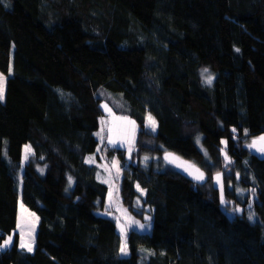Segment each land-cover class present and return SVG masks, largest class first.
<instances>
[{"label": "trees", "instance_id": "1", "mask_svg": "<svg viewBox=\"0 0 264 264\" xmlns=\"http://www.w3.org/2000/svg\"><path fill=\"white\" fill-rule=\"evenodd\" d=\"M248 16L258 20L262 72L243 56ZM76 21L81 45L104 52L110 43L125 59L88 55L76 65L38 33ZM0 72V242L16 227L19 196L39 218L33 251L15 234L0 264H264V158L245 145L264 135V0H0ZM102 102L137 123L129 159L101 148L124 169L123 205L151 225L128 231L126 256L108 185L86 162ZM167 151L193 162L203 181L167 164ZM249 200L254 220L233 211Z\"/></svg>", "mask_w": 264, "mask_h": 264}, {"label": "rangeland", "instance_id": "2", "mask_svg": "<svg viewBox=\"0 0 264 264\" xmlns=\"http://www.w3.org/2000/svg\"><path fill=\"white\" fill-rule=\"evenodd\" d=\"M38 33L40 38H42L43 42L47 46L48 49H53L55 45H59L61 48L67 52L68 56L72 59V61L76 65H81L85 60V57L88 55H94L96 57H100L101 59L107 61L109 64H114L119 62L122 59H125L124 51L123 50H116L114 46L110 43H106V50L104 52L101 51H94L89 47L81 45L83 42V36L81 33V26L79 23L76 22H66L63 25L57 26L55 30L52 32H47L42 28L38 27ZM240 28L242 29L241 40H242V50L243 56L246 59H249L253 62L256 68L261 71L262 67V56H261V49H260V39H259V28H258V20L254 16H248L246 18L241 19L240 21ZM262 72V71H261ZM0 75H3L6 80V74L0 72ZM6 83L4 81V91H5ZM5 96V93H4ZM101 108L104 111V115L101 118V125L97 131V140L99 142L98 147L96 148L95 152L88 155L86 157V162L88 164H97L98 165V172L97 177L99 181L108 185V192L107 197L105 199V205L112 216L115 218L117 231L120 238L119 248H121L122 242L126 244L127 241V233L130 230H134L136 232H149L151 225L148 221L146 216V221H141L133 216L128 207L123 205L121 201V196L119 195V187L120 181L124 177V169L118 156H114L113 158L109 157L106 153L101 151L103 146H109L111 148H120L125 149L127 152L126 159H129L134 147H135V138L137 134V123L135 119L127 115H119L114 110H111L110 106L106 102L101 103ZM146 125L151 131L155 132L156 130V119L153 118L149 113L146 115ZM154 122V124H153ZM240 135V134H238ZM252 138L246 142V146L252 150L253 147H249L252 145L253 142L259 140L261 137ZM225 144V140L222 139ZM198 147H201V140L198 138L197 140ZM256 145V143H255ZM24 152H23V162L29 161L30 152H26V146L30 149L29 145H24ZM97 155L99 158L97 159ZM143 161H147L149 158L143 157ZM99 160V161H98ZM163 160L169 164L172 168L177 171H181L184 173L188 178L193 179L194 181H203L198 180L195 177L200 173H203V177L205 174L202 170H199L198 167L191 162L190 160H186L185 158L181 157L180 155H176L172 152L167 151L163 155ZM194 166V167H193ZM199 170L197 172L196 170ZM38 172L43 173L44 169L40 167L38 168ZM219 174V173H218ZM213 182L217 186V189L222 194V179L221 174H219V182L217 180V174L213 177ZM19 192H21L20 184L18 186ZM137 190L140 194L141 189L137 187ZM241 196L240 199L242 200L244 197V193L242 191L238 192ZM17 202V224L14 229H12L10 234L6 235V237L0 242V245H4V242L11 237V241L7 246L0 247L1 250L8 249L12 246L15 234L18 235V242L21 247V244H27L32 247V251L35 247V236L37 233V226L39 224L38 215L34 210H30L21 199V196L18 197ZM220 201L222 202L221 196ZM242 209H244L247 213L248 218L251 216V220H254L253 210L252 209V202L249 200V204L246 205L244 208L241 206L234 207L233 211L241 213ZM254 222V221H253ZM140 225L144 227L141 228ZM124 229V235H121V229ZM22 248V247H21ZM24 250L28 251L27 248H23ZM30 251V252H32ZM29 252V251H28ZM121 253V252H120ZM128 253V251H127ZM126 254H122L126 256Z\"/></svg>", "mask_w": 264, "mask_h": 264}, {"label": "snow or ice", "instance_id": "3", "mask_svg": "<svg viewBox=\"0 0 264 264\" xmlns=\"http://www.w3.org/2000/svg\"><path fill=\"white\" fill-rule=\"evenodd\" d=\"M10 71H11V69H10ZM208 70L207 69H204L203 70V72L204 73H206ZM203 74V73H202ZM211 77L209 76V77H207L206 78V82L207 83H211ZM4 81H5V77L3 76V75H0V101H3V99H4ZM153 124H154V122H153ZM235 131V130H234ZM262 141H264V137H261L260 138ZM222 143H224L223 141H222ZM255 141L253 142V144L252 145H249V147H253V146H255ZM262 151H264V149H261ZM31 151V149L28 147V146H26V152H30ZM223 151V150H222ZM226 158V160H227V156L225 157ZM194 167V166H193ZM197 172H199V170L197 169L196 170ZM196 179H198V180H202L204 177H203V173H200L199 175H197L196 177H195ZM217 180H218V182H219V174H217ZM71 178H69V184H71ZM138 188H139V186H138ZM141 192H142V190H141ZM223 202V201H222ZM252 217L250 216L249 217V219H251ZM147 219V218H146ZM140 227L141 228H143L144 226L143 225H140ZM121 235L123 236L124 235V229L122 228L121 229ZM11 241V237H9V239L8 240H6L5 242H4V245H0V247H4V246H7L8 244H9V242ZM21 247L22 248H27V250L30 252V251H32V247L30 246V245H27V244H21ZM120 252L122 253V254H126L127 253V247H126V244L125 243H123L122 242V245H121V248H120Z\"/></svg>", "mask_w": 264, "mask_h": 264}, {"label": "water", "instance_id": "4", "mask_svg": "<svg viewBox=\"0 0 264 264\" xmlns=\"http://www.w3.org/2000/svg\"><path fill=\"white\" fill-rule=\"evenodd\" d=\"M255 146L257 148V151L259 152V156L263 159L264 158V151H262L261 149H264V141H262L261 139L257 140Z\"/></svg>", "mask_w": 264, "mask_h": 264}]
</instances>
